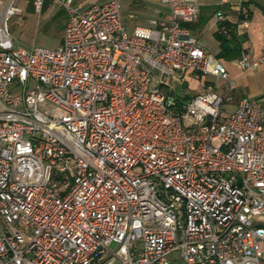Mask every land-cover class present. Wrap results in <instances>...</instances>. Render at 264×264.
<instances>
[{"label": "built area", "instance_id": "2783aa9c", "mask_svg": "<svg viewBox=\"0 0 264 264\" xmlns=\"http://www.w3.org/2000/svg\"><path fill=\"white\" fill-rule=\"evenodd\" d=\"M159 1L167 16L128 28L120 0H51L59 46L23 48V9L0 0V264H261L264 105L226 112L236 81L183 25L201 0ZM262 64L264 39L237 59ZM187 76L221 85L185 99Z\"/></svg>", "mask_w": 264, "mask_h": 264}, {"label": "rangeland", "instance_id": "374dc122", "mask_svg": "<svg viewBox=\"0 0 264 264\" xmlns=\"http://www.w3.org/2000/svg\"><path fill=\"white\" fill-rule=\"evenodd\" d=\"M92 1L94 0H83V4L88 5ZM120 1L121 16L128 28L134 25H147L148 23H145L142 16L154 17V11L162 9V6L156 4H144V0ZM17 3L23 9V12L13 16L9 22L14 45L23 48H30L31 46L56 48L59 46L67 20L66 11L61 7L53 6L51 0H44V5L40 12H36L31 6L28 7L23 0H17ZM129 14H133L134 17H128ZM215 27V16L212 15L205 22L201 34H198V32L194 33V31H192V34L196 38H199L204 50L212 53L221 61L234 60L237 54L235 52L230 55H222L219 53L221 49L213 36ZM204 81H210L217 85L221 84L220 80H215L211 76L203 77L200 81H195L190 76H187L184 83L174 84L172 90L177 95L185 93L188 96H192L203 92ZM258 99L264 105V88L262 89V96ZM226 108L229 111L233 107L227 105ZM261 245L264 248V244ZM110 248L114 249V245H111ZM260 263L264 264V259H260Z\"/></svg>", "mask_w": 264, "mask_h": 264}, {"label": "crops", "instance_id": "0c3cea01", "mask_svg": "<svg viewBox=\"0 0 264 264\" xmlns=\"http://www.w3.org/2000/svg\"><path fill=\"white\" fill-rule=\"evenodd\" d=\"M146 3L162 6V9L155 10L154 17L142 16L145 23H148L152 18L168 15V9L162 5L159 0H144V4ZM26 4L28 7H32L30 3ZM240 8H245L249 12L248 27L240 28L237 32L238 36H242L240 51L236 54V58H234V60L222 61L230 76L236 81L234 99L232 103L227 104L231 105L233 108L235 107L238 98L241 96L254 98L262 96V89L264 88V64L256 70L243 72L237 67V59L242 53H248L252 57H255L261 52V44L264 39V0H230L229 3H221L220 0H201L197 20L193 23L184 24V27H186L191 34L193 33L192 31H194V33L198 32V34H201L204 29L205 22L216 12H222L226 17V21H229L231 24H235L239 18L238 9ZM128 17L132 18L134 15L129 14ZM197 39L200 43L199 38ZM218 45L220 47L219 42ZM229 47L230 50H232L230 45ZM218 91H221V89L218 88ZM227 105L224 106V110L229 112L233 108L228 111L226 108Z\"/></svg>", "mask_w": 264, "mask_h": 264}, {"label": "trees", "instance_id": "16d2710c", "mask_svg": "<svg viewBox=\"0 0 264 264\" xmlns=\"http://www.w3.org/2000/svg\"><path fill=\"white\" fill-rule=\"evenodd\" d=\"M249 13V12H248ZM224 24L228 28V33L226 35L222 34L219 32L218 29H216L213 32L214 38L219 42L220 44V54L222 55H230L232 53H238L240 51V43L242 40V36H238L235 32V24H231L229 21H225ZM184 25V24H183ZM219 26V24H217ZM225 43H228V45L231 46L232 50H227L225 48ZM183 97L185 99H188L190 96L187 94L183 93Z\"/></svg>", "mask_w": 264, "mask_h": 264}, {"label": "water", "instance_id": "95a60500", "mask_svg": "<svg viewBox=\"0 0 264 264\" xmlns=\"http://www.w3.org/2000/svg\"><path fill=\"white\" fill-rule=\"evenodd\" d=\"M224 46H225L226 49L230 50V47H229L228 43H225Z\"/></svg>", "mask_w": 264, "mask_h": 264}]
</instances>
